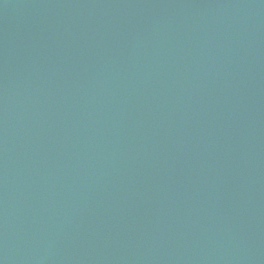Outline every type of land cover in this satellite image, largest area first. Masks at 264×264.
<instances>
[{
	"label": "water",
	"instance_id": "water-1",
	"mask_svg": "<svg viewBox=\"0 0 264 264\" xmlns=\"http://www.w3.org/2000/svg\"><path fill=\"white\" fill-rule=\"evenodd\" d=\"M0 264H264V0H0Z\"/></svg>",
	"mask_w": 264,
	"mask_h": 264
}]
</instances>
